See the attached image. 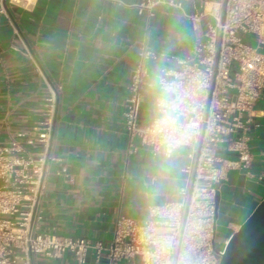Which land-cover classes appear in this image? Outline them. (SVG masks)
Listing matches in <instances>:
<instances>
[{"label": "crops", "instance_id": "obj_1", "mask_svg": "<svg viewBox=\"0 0 264 264\" xmlns=\"http://www.w3.org/2000/svg\"><path fill=\"white\" fill-rule=\"evenodd\" d=\"M145 1L34 0L23 6L0 0V143L18 131L32 132L45 117L49 87L57 89L49 150L56 160L49 161L37 203L33 224L39 232L109 243L119 216L144 219L150 205L179 199L190 148L153 155L130 140L122 113L141 47L186 56L206 22L195 29L183 15L194 1L157 0L141 12ZM164 65L176 66L164 59L148 63L151 80ZM159 95L155 85L145 89L141 123L158 114L153 101ZM253 115L255 176L234 170L219 185L216 229L224 223L226 239L264 198V179L257 178L264 172V91ZM226 146L221 153L233 157ZM33 264L78 263L66 252L56 259L35 257ZM85 264L109 263L105 256L97 262L91 251Z\"/></svg>", "mask_w": 264, "mask_h": 264}, {"label": "built area", "instance_id": "obj_2", "mask_svg": "<svg viewBox=\"0 0 264 264\" xmlns=\"http://www.w3.org/2000/svg\"><path fill=\"white\" fill-rule=\"evenodd\" d=\"M189 1H194L192 12L183 15L195 29L206 22L201 36L182 57L141 47L122 113L130 140L153 155L170 157L178 148H190L179 199L150 205L144 219L119 216L109 243L39 232L33 224L37 203L49 161L56 160L49 150L57 89L50 86L45 117L33 131H18L0 143V264H33L35 257L56 259L66 252L85 264L91 251L97 262L105 256L109 264L136 258L141 264H219L227 243L217 249L215 242L219 185L234 170L255 176L250 140L257 126L253 112L264 91V0ZM157 3L146 0L140 11ZM169 3L181 7V2ZM162 59L176 66H162L151 80L148 63ZM154 85L160 93L153 101L158 114L141 123L144 91ZM162 99L175 117L163 130ZM225 143L233 157L221 153ZM257 178L263 180L264 172Z\"/></svg>", "mask_w": 264, "mask_h": 264}, {"label": "water", "instance_id": "obj_3", "mask_svg": "<svg viewBox=\"0 0 264 264\" xmlns=\"http://www.w3.org/2000/svg\"><path fill=\"white\" fill-rule=\"evenodd\" d=\"M220 194L216 197L215 222ZM215 251H219L215 248ZM219 264H264V198L227 239Z\"/></svg>", "mask_w": 264, "mask_h": 264}, {"label": "clouds", "instance_id": "obj_4", "mask_svg": "<svg viewBox=\"0 0 264 264\" xmlns=\"http://www.w3.org/2000/svg\"><path fill=\"white\" fill-rule=\"evenodd\" d=\"M160 108V120L159 124L161 129H165L167 127H170L174 121V109L170 108L167 104V101L162 99L159 105Z\"/></svg>", "mask_w": 264, "mask_h": 264}, {"label": "rangeland", "instance_id": "obj_5", "mask_svg": "<svg viewBox=\"0 0 264 264\" xmlns=\"http://www.w3.org/2000/svg\"><path fill=\"white\" fill-rule=\"evenodd\" d=\"M227 238L226 234V226L222 222L217 223V229H216V247L217 249H223L224 247V241Z\"/></svg>", "mask_w": 264, "mask_h": 264}, {"label": "bare ground", "instance_id": "obj_6", "mask_svg": "<svg viewBox=\"0 0 264 264\" xmlns=\"http://www.w3.org/2000/svg\"><path fill=\"white\" fill-rule=\"evenodd\" d=\"M20 5L29 6L34 0H16Z\"/></svg>", "mask_w": 264, "mask_h": 264}]
</instances>
